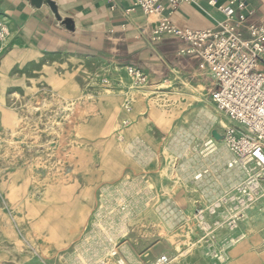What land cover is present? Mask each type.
<instances>
[{"label": "rangeland", "instance_id": "1", "mask_svg": "<svg viewBox=\"0 0 264 264\" xmlns=\"http://www.w3.org/2000/svg\"><path fill=\"white\" fill-rule=\"evenodd\" d=\"M129 67L0 44V264H99L107 247L105 264H264V190L194 167L234 155L223 137L207 154L228 123L210 70L161 65L143 87Z\"/></svg>", "mask_w": 264, "mask_h": 264}, {"label": "crops", "instance_id": "2", "mask_svg": "<svg viewBox=\"0 0 264 264\" xmlns=\"http://www.w3.org/2000/svg\"><path fill=\"white\" fill-rule=\"evenodd\" d=\"M229 1L181 2L173 8L169 0H162L165 10L147 15L139 8L131 9L132 0H118L115 5L111 0H0V14L9 20L10 35L21 41L31 44L54 41L65 50L141 68L151 79L163 72L161 65L171 69L172 65L173 68L183 66L197 79L208 68L201 66L200 58L183 51L188 43L170 32L153 38L152 30L164 16L178 26L215 27L224 18L221 8ZM235 1L243 2L244 10L251 12L250 21L264 20V0ZM49 2L56 5V12ZM154 57L157 63L153 62ZM173 57L178 61L172 62ZM203 131L201 125L196 126L197 137ZM226 158L216 156L209 162L195 160L194 167L211 166L218 175ZM217 181H223L219 175Z\"/></svg>", "mask_w": 264, "mask_h": 264}, {"label": "built area", "instance_id": "3", "mask_svg": "<svg viewBox=\"0 0 264 264\" xmlns=\"http://www.w3.org/2000/svg\"><path fill=\"white\" fill-rule=\"evenodd\" d=\"M115 5L118 0H111ZM176 8L181 2L169 0ZM235 0L225 4L224 18L215 27L178 26L169 17L161 18L152 30L153 38L163 32L173 33L188 43L183 51L201 59L214 79L211 101L225 114L228 123L220 133L238 163L249 170L243 192H255V182L264 190V20L250 21L251 12ZM139 8L147 15L161 14L162 0H132L131 9ZM9 20L0 14V44L10 36ZM135 81L147 87L148 75L135 66L129 67ZM156 90V89H155ZM155 92V91H154ZM126 110L131 102L127 101ZM211 147V141L205 143ZM240 188V187H239Z\"/></svg>", "mask_w": 264, "mask_h": 264}, {"label": "bare ground", "instance_id": "4", "mask_svg": "<svg viewBox=\"0 0 264 264\" xmlns=\"http://www.w3.org/2000/svg\"><path fill=\"white\" fill-rule=\"evenodd\" d=\"M183 129V128H182ZM197 135V134H196ZM218 140H222L221 138L220 139H216V138H212V139H210L209 141H211V147H212V150H210V152H208L207 154H209V153H212V152H214L215 150H217L218 149V145H217V142H219ZM227 154V153H226ZM225 154V155H226ZM227 156V155H226ZM229 157V156H228ZM217 159V158H216ZM227 159V158H226ZM224 160L221 164V168H220V170L221 171H226V165L225 164H227V167H234V166H239L241 169H242V171L244 172V174L247 176V180H246V182H245V184H247V181H248V176H249V170L245 167V166H243L242 164H240V163H238V161H237V159H236V157L234 156V155H232V158H228L227 160ZM217 161H219V159L217 160ZM219 165H220V163H219ZM115 169V168H114ZM116 170V169H115ZM113 171V172H116V171ZM208 171V169H205L204 170V172L203 173H206ZM233 172V171H232ZM118 173H120L119 172V170H118ZM234 173H235V171H234ZM203 174L202 173H200V174H197V175H195V179H198V178H200L201 176H202ZM259 186V183L258 182H255L253 185H250V187L253 189V188H255V192H257L258 190H257V187ZM243 202V201H242ZM40 213V212H39ZM45 219V218H44ZM45 221V220H44ZM124 221V220H123ZM48 222V221H47ZM40 223H41V220H40ZM39 223V224H40ZM236 223V222H235ZM236 225V224H235ZM53 234V233H52ZM112 238H114L113 236H112ZM117 253V251H116V249L115 248H111V247H107L104 251H102V252H99V251H95V253L93 254L96 258V260H98L99 259V261H98V263L99 264H105V261H102L101 260V257L103 256V255H105V254H116ZM131 258V257H130ZM135 259V258H134ZM119 263L120 264H126V261L122 258V257H119ZM138 264V263H137Z\"/></svg>", "mask_w": 264, "mask_h": 264}, {"label": "water", "instance_id": "5", "mask_svg": "<svg viewBox=\"0 0 264 264\" xmlns=\"http://www.w3.org/2000/svg\"><path fill=\"white\" fill-rule=\"evenodd\" d=\"M50 3V6L52 7V9L56 12L57 11V8H56V5L53 3V2H49ZM212 134L216 137V138H222V135L220 134V132H218L216 129H214L212 131Z\"/></svg>", "mask_w": 264, "mask_h": 264}]
</instances>
